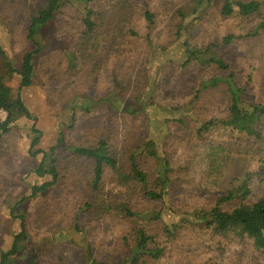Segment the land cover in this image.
Returning a JSON list of instances; mask_svg holds the SVG:
<instances>
[{
  "label": "rangeland",
  "instance_id": "374dc122",
  "mask_svg": "<svg viewBox=\"0 0 264 264\" xmlns=\"http://www.w3.org/2000/svg\"><path fill=\"white\" fill-rule=\"evenodd\" d=\"M58 1L59 10L37 29L31 41V19L46 0H0V75L30 113V119H17L0 141V253L10 250L19 237L16 253L4 264H87L83 253L86 245L97 261H123L127 246L122 234L129 229V221L107 215L99 219L89 216L83 205L91 166L69 151L70 147L94 145L100 133L109 135L116 149L127 145L132 150L145 138L152 139L175 170L184 167L192 156L191 143L205 140L221 144L227 156L194 196L204 211L213 207L236 181L250 178L253 189L264 187V138L252 142L218 126L202 137L195 134L201 123L225 120L229 115L230 96L224 83L200 89L202 84L223 75L205 57L240 64L242 68L235 73L239 85H245L248 75H252L242 101L264 104V31L257 37L250 36L256 20L221 17L217 7H212L201 18L188 19L183 35L176 38L177 19L173 14L176 9L190 8L191 0H134L136 9L150 3L153 24L138 14L130 26L136 34L135 43L121 53L117 63L107 64L97 75L88 77L70 70L67 62L85 5ZM88 7L93 8L94 3ZM227 36L235 37L228 45L222 42ZM185 42L200 48L214 45L216 49L184 65ZM36 49L31 84L21 89L18 72L22 57ZM7 63L16 72L8 75ZM196 91L200 92L193 98ZM5 116L0 111L2 121ZM178 117L183 122L173 124ZM105 125L112 126V131H96ZM34 138L38 141L31 148ZM51 160L59 173L56 183L32 195L33 189L52 180L47 172L41 177L35 174L39 165L47 171ZM137 162L155 176L153 158L142 155ZM104 172L102 194L115 199L119 189L114 176L109 170ZM185 195L193 196L182 187L169 189L162 208L163 215L168 213L170 217L165 219H177L174 211L190 201ZM147 202L141 200L137 207L160 210V202ZM234 206L235 202L222 205L224 210ZM158 228L155 222L147 230L154 235ZM131 245L132 241L128 247ZM156 264H264V257L255 253L248 241H224L216 247L214 242L191 240L185 247L180 242L168 246Z\"/></svg>",
  "mask_w": 264,
  "mask_h": 264
},
{
  "label": "trees",
  "instance_id": "16d2710c",
  "mask_svg": "<svg viewBox=\"0 0 264 264\" xmlns=\"http://www.w3.org/2000/svg\"><path fill=\"white\" fill-rule=\"evenodd\" d=\"M67 2L85 5L73 50L67 57L68 67L88 77L97 75L107 64L117 63L121 53L135 43L136 34L130 26L138 14L149 25L154 21V13L150 10L149 2L140 9L135 8L134 0H67ZM90 3H94L93 8L88 7ZM59 7L58 0H46L43 8L31 19L28 30L29 40L34 41L37 29L49 22ZM212 7H217L221 17L234 15L256 20L257 23L250 36L257 37L261 31H264V0H191L190 8L176 9L173 14L177 19L174 25L175 37L179 38L183 35L188 19V22H191L201 18ZM234 38L227 36L222 42L228 45ZM184 44L186 52L184 65L199 61L203 59L205 53L216 49L214 45L200 48L186 42ZM37 50L27 52L22 57L21 69L18 72L21 89L31 84L32 59ZM205 58V61L214 65L223 75L208 84H202L200 89L204 90L215 87L217 83H224L230 96L229 115L225 120L211 119L201 123L195 131L196 136L202 137L203 133L218 126L231 129L232 133L259 143L264 138V104L250 102L245 104L241 99L250 85L252 75H248L245 85H239L235 73L237 68H242L240 64L230 65L225 59L216 56ZM14 72L16 71L11 64L7 63L6 73L11 75ZM159 87L160 85L156 87L157 91ZM196 92L193 98H196L200 91ZM0 111L6 115L3 121L0 119V141L17 119L22 117L30 119V113L19 94H12L2 75H0ZM182 119V117L173 119V124L180 125ZM111 127L100 126L96 131H112ZM62 139V136L58 138V144ZM97 139L98 141L92 146L70 147L69 151L74 156L89 161L91 166V180L83 205L89 216L99 219L107 215L122 217L123 220L129 221V229H124L125 232L122 234V242L127 246L126 256L118 264H156L168 246L180 242V246L185 247L191 240L214 242L216 247H221L224 241H248L252 250L264 257V187L253 189L249 182L250 178L236 181L234 187L224 192L215 201L213 207L205 211L199 207L197 199L194 198L198 191L203 190V183L208 182L209 176L217 170L219 161L225 157L226 152L221 144L208 143L205 140L191 143L192 156L184 167L175 170L169 161L160 155L152 139L145 138L132 150H128L127 145L116 149L111 144L110 136L104 133L98 134ZM37 141L38 138L32 140L31 148L37 144ZM50 152H53V148H50ZM142 155L155 160V176L149 175L138 164L137 159ZM105 170L113 174L116 187L119 189L115 199L112 197L107 199L102 194ZM45 172L52 180L38 189H33L32 195L41 193L56 183L59 173L54 160L50 161L47 171L42 165L35 170V174L39 177ZM260 182L263 181L260 179ZM177 187H182L187 194L193 196L185 195L190 197V201L174 211L178 217L170 222L164 218L170 216L168 213L163 215L162 207L166 205L169 189ZM255 191H258V196L253 200ZM141 200L143 202L147 200V204L160 202V210L157 212L149 210L145 205L138 208ZM231 202H235V206L231 210H224L222 205ZM155 222L159 223V228L156 234L152 235L147 227ZM76 225L75 229H77ZM18 238L16 237L10 250L0 253V264H4L9 256L16 253ZM130 241L132 245L128 247ZM84 248L87 264H110L93 259L90 246L86 245Z\"/></svg>",
  "mask_w": 264,
  "mask_h": 264
}]
</instances>
